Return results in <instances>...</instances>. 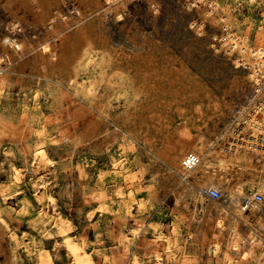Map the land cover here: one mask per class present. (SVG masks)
<instances>
[{"label": "rangeland", "instance_id": "374dc122", "mask_svg": "<svg viewBox=\"0 0 264 264\" xmlns=\"http://www.w3.org/2000/svg\"><path fill=\"white\" fill-rule=\"evenodd\" d=\"M6 1L0 0V36L31 39L35 49L15 59L0 83V264H75L66 237L86 243L97 264H130L133 253L155 264L159 243L167 245L157 241L160 232L172 240L164 264H264V244L261 260L251 263L226 246L228 230L212 246V232L199 238L203 225L217 228L223 212L239 236L264 219V203L245 217L233 213L239 198L233 191L242 189L247 202L264 194V167L250 159L258 170H245L247 162L226 150L260 99L253 97L249 70L215 43L223 23L210 19L201 32L193 21L202 22L203 14L187 0H158L156 8L150 0H125L120 13L107 0H42L19 7L22 25L15 27ZM216 1L225 25L264 46V0ZM49 11L57 36L43 25L41 15ZM45 41L55 43L58 55L42 62ZM209 95L218 103L214 109ZM201 103L205 114L198 118ZM188 141L204 151L226 148L222 164L174 175L172 154ZM40 146L46 166L38 164ZM121 157L126 163L115 169ZM203 175L224 176L221 198L210 199L208 189L209 198H194L195 178ZM60 217L64 227L56 226Z\"/></svg>", "mask_w": 264, "mask_h": 264}, {"label": "bare ground", "instance_id": "6f19581e", "mask_svg": "<svg viewBox=\"0 0 264 264\" xmlns=\"http://www.w3.org/2000/svg\"><path fill=\"white\" fill-rule=\"evenodd\" d=\"M107 1L109 3H115V8L118 11V13H120L121 9L124 8V6L126 5L125 0H107ZM197 1H201L203 4H206L204 6V5H200L199 3H196V4H198L197 10L201 11V15L203 14V16H202L203 20H202V22H198L197 20H194L193 24L196 25V24L200 23L198 26L199 27L198 29L201 32L204 31L203 27H204L206 21H208L210 19L215 21L216 23L218 22V24L223 23V25H224V22H226L227 19L223 16L222 17L219 16V13L217 11L219 4L218 5L215 4L212 7L208 8V1H206V0H197ZM150 2L154 8L157 7L158 0H150ZM43 3H42V0H7L6 1V8L11 11L12 16L15 18V22L13 23V25L15 27H18V26L22 25V16L18 15L19 7H21V6L22 7L23 6L28 7V6H31L32 4H33V6H36V5L39 6V5H42ZM105 3H107V2H105ZM76 8H77V12H78L80 7L76 6ZM34 9H35V7H34ZM72 9H73V7H72ZM55 13H56V11H55ZM57 13H59V12L57 11ZM41 16L43 18V25L44 26L46 25L45 30L48 33H50L51 35H53V33L54 34L58 33L59 28L57 25H55V23H54L55 19H52V15L50 14V11L49 12H43V14ZM47 19H49L52 22L50 24L49 23L47 24L46 23ZM61 22H60V24H61ZM215 25H217V24H215ZM57 35H59V34H55L54 36H57ZM34 37H37V35H35ZM64 38H67V37L65 36ZM50 42L45 41L43 43H40L41 51H42V54H40V58H41L40 60L42 62H45V60L48 58H52L53 55H56V56L58 55V52L56 50L57 48L55 47V43L51 44ZM61 42H63V41H61ZM66 42H67V40H66ZM34 49H35V45H34V42L31 41V39H28L25 37L15 38L9 34L5 35V36H0V83H1V81H4L10 77L11 73H10L9 65L13 64L15 59L26 56V54L30 53ZM248 55L250 57L252 56V54H248ZM54 59H55V57H54ZM252 63H254L253 70H251L249 72L248 77L250 78V80L254 84V86H257V84L261 83L260 77L257 75V68H260L264 72V59L262 60V63H260V62L257 63L255 61H252ZM258 64H262V65H258ZM235 87H237V86H235ZM88 88H89V90H88L89 92L90 91L92 92L95 90L94 85H91V84ZM262 93L259 95L254 94L253 97L256 98L255 96H258V97L264 98V95ZM209 97H211L209 107H212L214 109V107L218 106V103H217L216 99L213 100L211 95H209ZM203 105H204V103H201V104H198L196 106L195 114H197L198 118L202 117L203 113L205 114V112H204L205 107ZM237 113H243L242 109L238 110ZM240 115L242 116V114H240ZM248 115H249L247 117L248 119H246L247 124L243 125L244 128L241 131V132L248 134V136L241 138V135H242L241 133H238L237 136H235L234 132L231 133V135H233L232 136L233 140L231 141L230 146L227 147V149L226 148L225 149L230 151V152L233 151L232 153H234V155L236 156V158L239 159V161L244 160L247 162L245 165L242 166L243 168H245V170H248V171L251 170V171L257 172L258 169H256V167H252L250 159L256 160L258 163H261V165H263V167H264V103L257 106L256 110L249 112ZM187 121H189V120H187ZM188 126L189 125H185L186 128H188ZM197 145L198 144L196 142H189L188 141V142L182 143V145L179 147V149L174 151V153L172 154L173 161L171 163V170L174 171V173H173L174 175H180L182 173L189 174L191 172L190 170H187L184 167L183 161H184L185 157L189 153H192V152L198 153L202 157L201 162L197 165L195 170L198 168L209 169L216 162H221V164H222V159H219V158L223 153L222 150L225 151L224 148L221 150L216 149L214 151H211V150L210 151H204L202 147L197 148ZM36 156L39 160L38 161L39 166H42V165L46 166L50 162V160L46 156V151L43 148V146L38 147V149L36 150ZM229 160L231 161V158ZM124 163H126L125 159H123L121 157L119 159V162L115 163L114 168L115 169H121V168H123ZM234 166H235V164H234ZM262 173H264V172L262 171ZM43 178H44V176H43ZM195 180H196L197 184H199V186H198L199 189L197 192L193 191L194 198L195 199L199 198V200H201V201H204L205 199L209 198L208 194L205 193V189L211 190L212 188H215V187L228 189V186H225L223 183L224 182V176H220V177L216 176L215 178H209L207 176L204 177V175H203V176L196 177ZM40 185H41V183H40ZM39 190H40V187H39ZM41 191L42 192L40 193V195L38 197L41 201H43L44 197L46 195V191H45V189H41ZM131 193H134V190H131ZM118 194L121 197V202H124L126 200V195H125L124 189L120 188L118 191ZM235 195H238V197H239L237 199H233V201H232V203H234V207H233L234 212L233 213H235L236 215H239L241 217H245L246 215H248V212L250 215L251 213H254L260 207V205H259L260 203L258 204L257 202L252 201L251 204H248L247 201H245L246 199L243 200L242 197L244 196V194H243L242 189L238 188L237 191H233V196H235ZM248 198L250 200L253 199L252 194H251V196L249 195ZM210 199H211V197H210ZM48 200L52 201V203H53L56 199L51 196V197H49ZM221 212H223V211H221ZM221 214H222V218L216 221L217 222V225H216L217 228L211 227V223H210L211 228H209V229L203 225L202 229H201V232L203 230V236L200 234L201 236L199 235L200 236L199 238L200 239L208 238L211 236V232H212L213 241L210 243V245L212 246L215 243L217 244L218 243L217 241H219L220 243L224 242L226 240V239H224V235H225L226 231L228 230L227 235H228L229 241L228 242L226 241L227 242L226 246L228 248L231 247L233 250V253H242V255L246 256L247 260L251 263L260 261L261 256H262V250H263L262 247L264 244V240H263V238H261V236L264 232V219L258 218L259 220L257 223H255L252 232L248 233L245 236H239L238 235L239 233H237L236 229H235L236 228L235 221L231 224V227H229V223L226 222V218L228 216L227 213L223 212ZM2 220H3V222L6 221L5 218H2ZM64 222H65L64 218L60 217L59 221L56 220V226L64 227L63 226ZM1 233H2V231L0 228V237L3 235V233L2 234ZM135 234L138 235L139 231L136 230ZM133 235H134V232H133ZM11 236L15 242V245H17V247H20L22 245V243L19 241V237H18L17 233H12ZM156 237L158 238L157 241L163 240L167 243V245L165 247L163 246L162 243H159V248L156 250L157 261L155 264H164L165 259L163 258V255L165 253H169L172 250V245H171L172 240H171V237L169 235H165V234H163V232H160V234ZM64 243L66 244L68 251L72 255V257L75 261V264H97L96 261L93 260L92 253H90L88 251L86 243L78 242L77 240H74L72 237L64 238ZM125 244H127V242ZM24 245L28 251H31L32 249H34L32 247L33 244L30 242H27ZM38 254L40 256V262H43L44 259L46 258V254H45L43 248H41V250L39 251ZM126 256H127L126 252H121L118 255L120 262L122 261L121 263L125 262ZM131 257L132 258L130 260V264H145L144 259H142L137 253L131 254Z\"/></svg>", "mask_w": 264, "mask_h": 264}, {"label": "built area", "instance_id": "2783aa9c", "mask_svg": "<svg viewBox=\"0 0 264 264\" xmlns=\"http://www.w3.org/2000/svg\"><path fill=\"white\" fill-rule=\"evenodd\" d=\"M189 2L190 7L193 9L194 7H197L199 3L200 5H206L203 4L201 1L197 0H187ZM197 1V2H196ZM208 1V8L212 7L213 5L217 4L216 0H206ZM243 3H253L257 4L260 3L262 0H240ZM225 26V27H224ZM215 43L218 44L228 55V57H232L234 59V62L237 63L238 67L248 69L249 72L253 70L254 63L252 61H255L257 63H262V60L264 59V46H254L250 43L248 36H241L239 35L235 29L231 28L229 25H223L222 26V32L218 33L216 36H214ZM248 54H252L250 57ZM252 60V61H251ZM262 65V64H258ZM259 67V66H258ZM257 75L260 77L261 83L257 84L255 86V95L262 94L264 95V72L257 68ZM256 98L260 99L259 103L254 107L253 110H256L257 106L264 103V98L255 96ZM255 98V99H256ZM245 124H247L245 122ZM244 124V125H245ZM242 131V129H241ZM241 133V138H244L246 135L244 132H238ZM202 157L198 153H189L184 161L183 165L187 170H194L197 165L201 162ZM209 195L213 199H219L222 197V190L215 187L208 191ZM254 201L258 203H264V194L262 192L257 191L254 195ZM251 200L248 201V204H251ZM262 212L264 214V208L262 209Z\"/></svg>", "mask_w": 264, "mask_h": 264}]
</instances>
